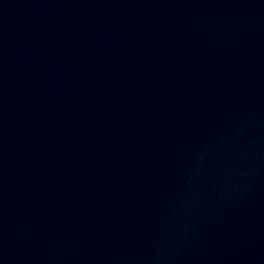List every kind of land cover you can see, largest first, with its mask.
<instances>
[{
  "label": "water",
  "instance_id": "obj_1",
  "mask_svg": "<svg viewBox=\"0 0 264 264\" xmlns=\"http://www.w3.org/2000/svg\"><path fill=\"white\" fill-rule=\"evenodd\" d=\"M0 264H264V0H0Z\"/></svg>",
  "mask_w": 264,
  "mask_h": 264
}]
</instances>
